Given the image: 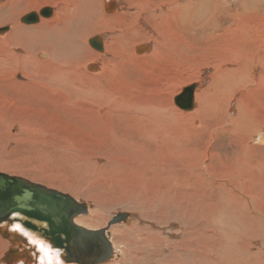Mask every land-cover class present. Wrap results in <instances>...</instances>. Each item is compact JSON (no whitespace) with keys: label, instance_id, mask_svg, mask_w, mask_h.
<instances>
[{"label":"bare ground","instance_id":"bare-ground-1","mask_svg":"<svg viewBox=\"0 0 264 264\" xmlns=\"http://www.w3.org/2000/svg\"><path fill=\"white\" fill-rule=\"evenodd\" d=\"M36 2H0V92L4 97L0 103V135L18 138L20 143L30 137L33 143L42 140L48 146L56 138L24 116L25 97L29 90L56 93L60 84L68 87L78 79L83 82L86 75V80L94 84L103 81L104 85L79 86L73 95L92 97L98 112L117 117L126 138L119 141L130 145L113 141L112 149L93 154L60 142L57 158L70 168L60 164L51 173L41 170L22 175L18 167H6L0 161V173L26 178L84 203L86 211L77 214L74 223L88 230L104 229L110 243L106 259L89 263L85 247L65 241L56 244L44 237L47 221L33 220L38 226L33 229L22 223L20 212H15L0 220V264H264V109L257 113L243 101V91H257L264 85V0H142L137 9L133 0H121V12L110 18L105 14L116 7L112 0H45V5L55 4L53 16L41 18L40 10L36 12L40 15L34 21L37 23L24 22V16L20 18L23 8L36 6ZM113 24L120 31L115 30L109 43L102 39L103 53L91 49L86 54L89 35L101 25ZM152 35L157 40L150 57L196 53L200 59L191 56L202 66L214 69L210 80L201 84L203 91L201 85L194 88V112L177 110L173 106L177 104L176 95L170 104L147 99L134 103L120 101L116 92L104 90L105 84H114L120 67L124 65L125 69V64L136 57L135 52L147 47L132 46L133 42L153 39L149 37ZM235 42L236 48L230 51ZM85 57H90L89 62ZM99 58L103 68L94 61ZM82 65L94 71L76 74ZM178 118L188 119L180 122ZM220 134L227 141L214 144ZM202 136L209 139L203 141L208 147L196 146ZM122 147L128 150V156H115ZM99 160L104 163L98 165ZM106 171L111 172L110 178L128 179L127 186L122 181L125 199L118 203L135 204L139 215L128 208L124 218L113 222L116 215L125 212L109 215L111 206H105L98 195L84 196L81 191L82 197L93 200L92 204L77 199L80 185L94 188L93 181L99 178L96 172ZM68 179L76 185L63 184ZM113 203V207L120 206ZM104 223L105 228H92ZM62 238H66L64 233Z\"/></svg>","mask_w":264,"mask_h":264},{"label":"rangeland","instance_id":"rangeland-1","mask_svg":"<svg viewBox=\"0 0 264 264\" xmlns=\"http://www.w3.org/2000/svg\"><path fill=\"white\" fill-rule=\"evenodd\" d=\"M1 1H3V0H1ZM44 1L45 0H37L36 6L33 5L30 8L29 7H26V8L24 7L23 8L24 10L22 11V13L20 15V18H22L23 16H25L26 14H29L31 12H38V11L40 12V10L42 8H44V7H51L53 11H54V9H56L55 8L56 7L55 4L47 3V5H45L46 2H44ZM100 1L103 2L104 0H99V2ZM112 1L116 4V7L114 8V10H110V11L107 10L106 11L107 13H109V12L112 13V14H107L106 13L105 14L106 18H110V16H113V15L121 12V10H122L123 3H121V0L120 1L112 0ZM133 1H134L135 6H136L135 9L139 8L140 4L142 3V0H133ZM116 2L118 3L119 6L117 5ZM43 3H45V4H43ZM124 8L128 9V5H125ZM53 11H52V15L49 16V17L53 16ZM132 11H134V8H132ZM41 18H47V17L41 16ZM34 23H37V22H34ZM25 25H29V24H25ZM107 29H108V31H107ZM115 30L116 31L117 30L120 31L119 27H114V24L112 26L101 25L100 27H98V29L93 32L94 34L93 33L90 34L89 37L87 38L89 44L86 43L85 46H84V50L86 51L85 53L87 54L88 51L91 50V49H93L94 51H96L98 53H103V51H100V50L103 49L102 46H101L102 39H105L106 42L109 43L111 41V37L113 36V34L117 33ZM104 33H105V36H103V35L101 36V34H104ZM149 37H151L153 39L145 38L146 39V41H145V39H141L140 38L138 40H135L133 42V44L131 43L132 46L135 45V44H136V46L143 44V45H147V47H146V49L144 51L140 50L138 52H135V56L136 57L133 56V58H132L133 61H129V63H126L125 64V69H124V65L122 66V68L124 70L120 67L119 72L116 74L117 77H115L114 84H111V86H109L108 84H105V87H104L105 91L107 90V92H112V93L116 92V96H117L118 100H120V101H131V102L134 101V103H139V102H142L143 100L147 99V100H152V101H157V102L160 101L162 103H166L167 102L166 104H170L171 102L174 103V96L175 95L178 96L186 86L194 85V88L196 89L197 87H200L201 84L203 85L206 81L210 80V77L212 76V74L214 72V69L212 67H210L211 65L210 66H208V65L202 66L203 65L202 61H201L202 64H200V62L198 61L200 59V57H199L200 55L199 54H196V53L189 54L188 52H186L184 57H182V55H181V57H178L179 56L178 53H177L176 56H173V54H171L169 58H167L166 56H165V58H164V56L163 57L161 56V57H158V58L150 57L151 53H153V50H154L153 47H154V44L156 42V41H154V39L157 40V38H156L155 35H152V36H149ZM93 38L98 39V43H96V44L98 46H101L100 48H98L95 45L94 46L92 45L90 40L93 39ZM236 44H237V42H235V44L233 43L231 45V49L229 48L230 51H233L234 48H236ZM171 52L176 54V52L173 51V50H171L170 53ZM143 54L144 55L146 54L147 58ZM188 55H189L190 60H189V58L186 57ZM191 55L195 56V57L198 56L199 59L195 58V57H192ZM140 56H141V58L139 59L138 57H140ZM142 57L146 58V60L143 59ZM148 57H149V59H148ZM85 58H87V61H88V59H90V57H85ZM151 58H153V59H151ZM161 58H162V61H161ZM175 58H177V59H175ZM171 59H172V62L170 61ZM191 60H194V62L193 61L191 62ZM87 61H86V63H87ZM94 61L96 62V64L98 63V66H101V68L104 67V63L102 61V58L96 59ZM150 62H151V64H150ZM159 62H162V63H159ZM154 63H156V65ZM129 64L131 65V68H130ZM135 65L137 67H134ZM81 67L82 68L84 67V68L81 69ZM81 67H80V69H78V68L76 69V71H75L76 74L80 73L78 71H81V72L86 71V70L94 71V69L92 67L90 69H89V67H87V69H86L84 65H82ZM126 68L128 70H126ZM150 74H152V75H150ZM127 75H129V76H127ZM160 75L163 76V77H161ZM83 77H85L83 82H80L79 79H78V82H75L71 86H68V87L66 85H63V83L60 84L59 88L62 91L57 90L56 93H53V94L48 92L46 89H44L42 91L38 90V91H40L38 93H34L36 90H33L34 92L33 91L30 92V90H29L30 94L27 97H25V99H24L25 102L23 104L25 106L22 105V112L24 113V116L28 119L29 122L31 121V122L39 125L46 132H49V133L51 132L50 134H53L54 137L56 138V140L53 141V142H49V145L46 146L44 144V141H42V140H40V141H42V143H40V141H39V143H33V141H31L30 137H27V139L25 137V139H21L22 143H20V141H17L18 138L17 139H8V138H6L5 136H3L1 134L0 135V161L4 162L3 163L4 166L11 167V168H17L18 167L17 168L18 173L20 171L21 174L23 173L25 175H29V174L32 175L34 173H40L39 171H41V170H42V172L48 171L49 173H51L50 172L51 169H54V168L58 167V165H59V167H61L63 165V166H66L65 168H70L66 164V162H62L60 159L57 158V157H59V155H58V151L56 150V148L58 147L57 145L60 142H67L68 144H71V145H74V146H76L78 148H81L82 151H84L86 153H93V154L94 153H99V151H102V150L107 149V148H111L112 149L113 146H114L113 145V141H115L116 143L121 144L123 146H129L130 145L129 143L122 144L119 141L120 138H121V140L126 139V138L122 136V134L125 133V131L122 128V126L119 125V122H118L119 120H118L117 117L112 116V115H110L108 113L107 114L103 113L102 111L98 112L97 111L98 108L92 103L93 102L92 101V97H90V98L77 97L76 98V96L73 95V91L75 89H77L79 86H85L87 88H93L96 85H100V83L102 85H104L103 81L99 80L100 81L99 84H94L90 80L89 81L86 80V75L83 76ZM163 81H164V83L162 84ZM178 81H179L180 84L177 83ZM159 82H161V83H159ZM202 85H201V88H202ZM74 86H75V88L73 89ZM119 86H120V88H119ZM138 86H139V88H138ZM259 86H260V88L257 91H252V92L248 91V90L247 91H243V92H245V98H243L244 99L243 101L247 102L246 106L247 107L251 106L253 109L251 107L250 108L253 111L257 112V113L262 112V109H264V87H263L264 85H259ZM66 87L69 88V90H67ZM123 88L124 89L128 88L127 89L128 92L126 90H124ZM119 90H121V91H119ZM142 90H144L145 93ZM203 90L204 89L202 88V91ZM141 91H142L143 94L141 93ZM130 93H132V95H130ZM170 95H172L171 98H169ZM2 97H3V95L0 92V100H1L0 103H2V101H4V97H3V99H1ZM170 99H173V100H170ZM47 101H49V102H47ZM26 103H27V105H26ZM34 104H36V105H34ZM177 105L178 104L175 105V103H174L173 106H175V108L177 110H179V111H181L183 113L194 112L197 109L196 106H194V103L192 104V106L190 108H180V106H177ZM29 109H30V111H29ZM31 109H32V111H31ZM184 109H185V111H184ZM188 110L190 112H188ZM27 113H29V114H27ZM261 114H264V113H261ZM29 115H30V118H29ZM32 118H33V120H32ZM38 118L40 120H42V121H40ZM260 118H262V117H260ZM178 119H179L180 122H182V119H183V122H184L188 118H181V119L178 118ZM99 135H101V136H99ZM28 138H29V141H28ZM218 138H219V140L216 138V140H218V141H216L214 139L213 141L214 142L216 141V142L215 143L212 142V143L217 144V145H223V143L225 144V142L227 141V139L221 134L218 135ZM207 139H206V136H202L201 139L199 140V142H196V144H197L196 146H198L200 148L201 147L202 148L208 147V146H205V144H203V141H205ZM133 140H135V141L137 140L138 141V136H134ZM133 140H130V142L134 143ZM128 142H129V140H128ZM26 144L28 146H30V147H27ZM213 146H215V145H213ZM41 147H43V149ZM220 155L222 157V154H220ZM115 156L127 157L128 156V150L125 147H122L121 149L116 150ZM46 157H48V158H46ZM1 158L5 159V160H3ZM20 160H21V162H20ZM14 161H16V162H14ZM41 162L42 163L44 162V163L42 164ZM103 163H104L103 160H99L98 165H101ZM60 164H61V166H60ZM123 164H124V167H126L128 165L126 163H123ZM52 165H53V168H52ZM24 171H25V173H24ZM52 172H55V171L52 170ZM81 172L83 173L84 170L81 169ZM96 173L98 174V177H99L96 180V182L93 181L96 186H94V188H93L90 185V187L88 186V188H87V186L80 185L81 188L79 187V189H81V190H76V193L79 196H77L76 193H74V195H76L78 197L77 198L78 200H80L81 202H85L87 204H89V202H90V204L93 203L92 199L86 200L85 197H82V195L80 193H82L81 191H83V192H85L84 193L85 195L83 194L84 196L88 195V196L92 197V195H98L99 197H101L100 199L102 201H104L103 203L105 204V206L108 207L110 205L111 207L108 208L109 212H107L109 215L113 216L114 213H117L119 211L120 212L121 211L125 212V213H121V214H125L126 215V212L127 213L129 212V211H126V210H129V209L131 210V213H134V214L137 213L139 215L138 209L136 207H134L135 204H131V205L128 204L127 205V204L123 203V204L120 205L118 203V202L121 203V201H123V199H125V195L123 193V192H125V188H124L123 185L125 184L127 186L128 179H126V178L122 179V178H118V177L115 178V176L111 177L112 178L111 179L110 178V175H111L110 171H106L105 173H100V172H96ZM83 175L86 176V174H83ZM65 177L67 178V176H65ZM116 180H118V182ZM67 181H69V182H66V183H63V184H65V185L72 184V183L75 184L74 182L70 181L69 179ZM122 181L125 182L123 185H122ZM118 184H121V186H118ZM118 188H119V190H118ZM84 189H85V191H84ZM86 191L90 192V193H86ZM119 193H120V195L122 197L119 195ZM116 196L119 197V200H118V197H116ZM137 196H139V194ZM112 203L113 204L117 203L120 206L113 207ZM116 208L118 209L117 211H116ZM104 226H106V223H104L103 225L92 227V228L99 229V228L104 227ZM3 232H4V230L2 231V233ZM4 233H6V230H5ZM100 263H102V262H100ZM100 263H97V264H100Z\"/></svg>","mask_w":264,"mask_h":264},{"label":"water","instance_id":"water-1","mask_svg":"<svg viewBox=\"0 0 264 264\" xmlns=\"http://www.w3.org/2000/svg\"><path fill=\"white\" fill-rule=\"evenodd\" d=\"M52 11L51 7H45L41 9L40 14L48 17L52 15ZM39 16L36 12H31L24 16L23 21L32 23L38 21ZM90 42L93 46L101 47L96 44L98 43L96 38L91 39ZM193 95L194 85L187 87L177 96V104L181 108H190L193 104ZM85 211L84 203H79L67 194L34 184L26 178L11 177L0 173V220L9 218L15 212H20L24 216L22 223L33 229L38 227L33 220L47 221L49 228L45 229L44 237L47 236L60 245L65 241L64 243L74 244V247H85L83 252H86L90 260L88 262L93 263L109 256L110 243L104 235V229L88 230L74 223V217ZM122 218L124 214H118L113 222ZM63 233L66 238H62Z\"/></svg>","mask_w":264,"mask_h":264}]
</instances>
